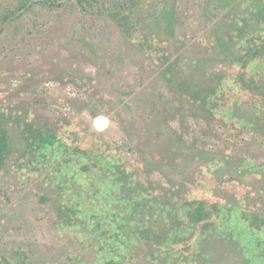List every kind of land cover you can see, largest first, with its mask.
Returning a JSON list of instances; mask_svg holds the SVG:
<instances>
[{
	"label": "rangeland",
	"instance_id": "obj_1",
	"mask_svg": "<svg viewBox=\"0 0 264 264\" xmlns=\"http://www.w3.org/2000/svg\"><path fill=\"white\" fill-rule=\"evenodd\" d=\"M137 1L0 0V264H264V0Z\"/></svg>",
	"mask_w": 264,
	"mask_h": 264
},
{
	"label": "trees",
	"instance_id": "obj_2",
	"mask_svg": "<svg viewBox=\"0 0 264 264\" xmlns=\"http://www.w3.org/2000/svg\"><path fill=\"white\" fill-rule=\"evenodd\" d=\"M34 3L50 7H63L69 3L72 9L91 18L102 16L114 18L123 12L126 14L136 12V8L139 7V1L136 2V0H34ZM92 35L94 34L92 33ZM4 133L5 132L0 129V137H2ZM113 168H115V166L112 165L109 170ZM196 217L199 221L205 220V210L199 208Z\"/></svg>",
	"mask_w": 264,
	"mask_h": 264
}]
</instances>
